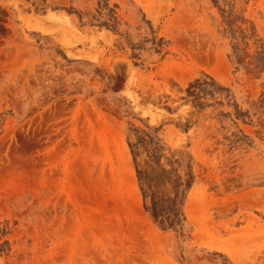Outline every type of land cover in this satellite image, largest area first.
<instances>
[{"label": "rangeland", "instance_id": "374dc122", "mask_svg": "<svg viewBox=\"0 0 264 264\" xmlns=\"http://www.w3.org/2000/svg\"><path fill=\"white\" fill-rule=\"evenodd\" d=\"M0 264H264V0H0Z\"/></svg>", "mask_w": 264, "mask_h": 264}]
</instances>
